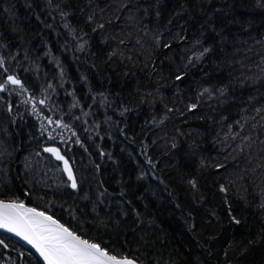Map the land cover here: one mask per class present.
<instances>
[{
    "label": "trees",
    "instance_id": "16d2710c",
    "mask_svg": "<svg viewBox=\"0 0 264 264\" xmlns=\"http://www.w3.org/2000/svg\"><path fill=\"white\" fill-rule=\"evenodd\" d=\"M90 1L0 0V56L9 69L7 73L0 69V82L15 73L27 89L0 92V142L5 150L0 162L4 195L0 197L19 198L46 210L66 226L80 230L85 238L122 255L143 254L145 264H264V211L256 208L264 201V190L251 191V171L242 168L240 160L250 158L238 154L221 159V152L209 139L225 143L222 153H233L240 139L248 140L260 117L261 132L256 131L254 143L262 156L254 158L264 159V111L256 113V109H264V92L257 93L262 88L240 80L237 75L243 72L239 66L226 64L230 57L240 59L244 73L263 68L253 48L260 46L264 52V10L253 8L251 3L257 4V0H160L157 6L158 0L128 2L125 9L138 8L144 2L150 9L147 13L132 9L134 21L125 28L152 31L156 38L149 45L153 55L146 54L144 61L138 57L136 69L131 70L110 62L116 50L135 46L114 34L123 27L124 12L114 18L109 14V20L97 8L110 13L111 0ZM65 22L70 28L64 27ZM101 24L102 32L97 27ZM172 32L175 40H160L162 33L168 36ZM84 41L87 43L79 50ZM192 43L201 48L184 50ZM205 48L209 51L186 64L188 68L176 64L178 56ZM165 55L174 59V65L160 59ZM127 57H132L130 52ZM177 76L182 78L177 80ZM165 83L191 89L179 94L177 106L183 113L171 119L173 124L167 120L155 127L152 115L137 104L136 90L149 93ZM205 88L211 93L216 88L226 91L231 101L225 98L217 103L211 98L201 102L195 96ZM242 89L246 90L240 95L237 90ZM167 91L162 90L164 95ZM241 96H251V105L245 106L246 99L237 100ZM45 97L46 102L40 104ZM77 101L78 106L72 107ZM191 104L197 107L190 110ZM154 110L155 117L163 111ZM49 116L68 124L71 131L49 125ZM177 122L193 133L169 138L173 156L170 168L164 171L166 156L154 150L149 138L159 128L169 134L171 130L165 127ZM217 126L224 128L217 132ZM197 131L200 142L193 136ZM49 133L57 136L54 146L66 153L79 191L71 189L60 163L43 152V147L54 144ZM77 139L83 146L75 143ZM188 149L194 150L193 156ZM213 156L217 161H212ZM263 174L264 169L256 170L253 178ZM0 238L9 245L0 246V264H42L15 239L4 234Z\"/></svg>",
    "mask_w": 264,
    "mask_h": 264
},
{
    "label": "snow or ice",
    "instance_id": "6c2138e0",
    "mask_svg": "<svg viewBox=\"0 0 264 264\" xmlns=\"http://www.w3.org/2000/svg\"><path fill=\"white\" fill-rule=\"evenodd\" d=\"M48 3L51 4L52 0H48ZM257 4L260 7H264V3H262L261 0H257ZM29 7H31V5H29ZM61 15L66 16L67 13H61ZM157 15H159V13H157ZM36 19H40L39 15L36 16ZM89 20H91V17H89ZM45 26L49 28L51 27V25ZM64 27L70 28L67 22H65ZM97 27L103 28V25L101 24ZM70 31L74 32L75 30L70 29ZM93 31H95V29H93ZM86 43L87 41L81 43L79 45V50H83ZM0 47H3V45H0ZM165 47H169V45H165ZM208 51L209 49L205 48L203 52L193 53V56L188 58L189 63L192 62L193 58L197 60L201 59ZM5 64L6 61L4 57L0 56V69L3 70V73L9 72V69L5 67ZM3 73H0V76H2ZM61 75H63V69H61ZM181 78V76L176 77L177 80H180ZM8 85L15 87L8 89ZM48 87L52 88L53 86L49 84ZM17 90H19V92L27 91L21 79L18 78L15 73L7 75L6 80L0 82V92ZM209 91L210 90L207 88L204 89L205 93H208ZM222 91L223 90H221V92ZM47 99L48 97H45L40 100L39 103L44 104ZM24 102L27 103L28 101ZM77 106L78 101L72 105V107ZM196 107V104L189 105L190 110L195 109ZM9 111H11V107L9 108ZM33 111L36 112L35 104H33ZM169 111H172V109H169ZM262 111H264V109H256L257 114H260ZM84 115H88V113H84ZM77 119H79V117ZM250 119H255V117H251ZM261 119H264V117H261ZM47 121L49 125L55 124L57 128L68 129L71 131L69 125L62 123L61 120L53 121L49 116L47 117ZM237 123H240V121H237ZM241 127H243L242 124ZM41 128H44L43 124L41 125ZM229 130L231 131V125L229 126ZM72 135L75 136L76 133L72 132ZM235 138L236 136L234 135L232 139ZM49 139L52 140L54 144L53 146L43 147V152L50 154L56 161H61L63 163L62 171L67 175L68 181L71 182L69 186L73 191H79L80 184L77 181L69 160L65 158L66 153L62 154L60 148L54 146L57 136L49 133ZM225 139L227 140L228 137L225 136ZM60 140L65 143L67 142L62 135L60 136ZM75 143L81 144V141L77 139ZM81 146L83 145L81 144ZM7 154L10 155V153ZM4 155L5 150L3 149L2 142H0V162H2ZM37 155H39V153H37ZM100 155L103 157L105 153L101 152ZM28 167L29 165L26 164L25 168L27 169ZM98 169L99 166H97V170ZM190 183L194 188L196 187L194 181H190ZM220 190L222 192L226 191L223 186H221ZM105 194L106 190L100 195L103 196ZM0 195H4L2 190H0ZM25 195H27V193H25ZM121 195H123V193H121ZM84 199L87 200L88 196L85 195ZM262 207H264V205H262ZM139 215V213H136L138 219ZM233 220L235 223H239L235 217H233ZM149 223L151 224L152 222L149 221ZM0 230L15 236L27 245H30L31 248L39 254L43 264H145L143 254L133 257L121 255L119 252H115L106 246H102L100 242L85 238L80 230L66 226L64 223L60 222L59 219L54 218L53 215H49L46 210H39L37 207L26 206L22 200H19V198H9L7 200L0 199ZM0 246L3 248L9 247L4 238H0ZM21 255L23 256L24 253H21ZM162 264H168V262L163 261Z\"/></svg>",
    "mask_w": 264,
    "mask_h": 264
},
{
    "label": "rangeland",
    "instance_id": "374dc122",
    "mask_svg": "<svg viewBox=\"0 0 264 264\" xmlns=\"http://www.w3.org/2000/svg\"><path fill=\"white\" fill-rule=\"evenodd\" d=\"M91 1H93V0H91ZM135 1H137V0H130V1L129 0H117L115 2L113 0H111L109 2V4H112L113 9L108 14L105 13L106 9H104V7L97 8L98 10H101L102 13L104 12V14L106 15V17L109 18V20H110V15H113V18H114L115 16L118 15L117 13H119L121 10H122V12H124L125 15L122 18L123 19L122 20L123 21V23H122L123 27H121L120 30H115L114 34L116 35L117 38L119 37L122 40H128V42H131L129 44H134L135 46L134 47H130V48L124 50V51L122 49L116 50L117 53L114 55V60H110V62L113 61V63H120V66L123 65L125 68H127V69L130 68L131 70L136 69L135 67H136V62H137V58L138 57H143L142 59L144 61V59H146L145 58L146 54L147 55L150 54V56L153 55L154 50L151 49V47L149 45L151 44L150 42L152 40H156L155 35H154V33L152 31L143 32L142 30H139L140 28H137L136 30L133 31L131 29H126L125 28V26L127 24H132V21H134V18H133L134 15H132L133 14L132 13V9H134V11H136V9L140 8V10L144 11L145 13H147L149 11V9H150V6H147L146 2H144L143 5H139L138 8H136V7L132 8L131 7L130 9L127 8L128 10L124 8L125 5L128 2H135ZM244 1H245V3H248L247 0H244ZM207 2L209 3L210 0H208ZM159 3H160V0L157 1L156 6ZM251 4L253 5V8L255 10H257V11L259 10V8L264 10V7L263 8L260 7L254 1ZM154 7H155V5H154ZM109 20L106 19V22H108ZM152 30H155V29H152ZM100 31L101 32L103 31L102 28L100 29ZM165 37H166V39H165ZM105 38L110 39V36H107ZM176 38H177V36L173 32L170 35L168 34V36H166V35H164V33H162V35L160 37V40L165 39V41H168V40L173 41ZM221 43L222 42H219V44H221ZM180 44H182V43H180ZM183 48H185V47H183ZM197 48H201L200 44L192 43V44H190V46L187 45V47L184 50L188 51V50H193V49H197ZM255 48H253L254 51H255V54L258 55L257 56L258 61L260 63H262L263 68H261V69L257 68V70H255V71L252 70V71H250V73H244L245 69L243 68V66H241V64H240L241 61H239L240 59H231V60H229L230 57H227V58L225 57V58H226V61H227L226 64L228 66L232 67V65H237V67L239 66V68H241L240 69V71H241L240 73H242V72L243 73L237 75L240 78V80H243L244 83L248 82V84H247L248 86H254L257 89L258 88H262V89H258V91H257V93H261V91L264 92V82H263L264 81V77H262V76H264V52H262V49H261L260 46L255 47ZM219 49H221V47ZM129 52L131 53L132 57H127V55H129ZM123 53H124V55H123ZM190 56H193V54H190L187 57L178 56L176 64H179V65H182V66L184 65L186 68H188L186 64L191 65L190 63H188L189 62L188 58ZM160 59L162 61H165L166 63H170V64L173 63V65H174V61H173L174 59H172V57H169V56L165 55V56L160 57ZM113 66H114V64H113ZM115 68H116V65H115ZM32 70H34V69H32ZM126 75H128V73ZM174 85L175 84L165 83L164 85H160L159 88L155 87V88L151 89V91H149V93H146V92L140 93L138 90H136L138 92V94H139L138 95V99H137V102H138L137 104L142 107V111H144V112L147 111V113H150L152 115L151 117L153 119V122L157 123V124H155L156 125L155 127L163 126V123H166L167 120L173 119L175 115H176V117H178L179 115H181L183 113L182 109H180V107L177 106L178 105L179 94L181 96L184 95V93H187V91L190 90L191 87H189L186 84L187 86L184 89H181L180 87H175ZM166 88L168 90L167 91L168 94L164 95L162 90L164 91V90H166ZM256 88H254V89L256 90ZM218 90L219 89L216 88L212 93L211 92L205 93L204 91L203 92H199L198 94H196L195 98L198 99L199 101L203 100L201 102H205V100H209L211 98H212L211 100H215L217 103H220L225 98H226V101L227 100L231 101V99L227 97L226 91H222L221 92V90H219V91ZM243 90H246V89L237 90V91L240 94V92H242ZM255 90H253V91H255ZM254 94H253V96H254ZM251 98H252L251 96H247L245 98L243 96H241L237 100H239L240 102H244L243 100L246 99V101H248V103H246L245 106H247L248 104L252 103ZM182 103L185 104L184 101H182ZM169 105L172 106V111H169V108H168ZM154 109L163 110V111L159 114V116L155 117V115H153L155 113ZM246 110H248V108L243 109L242 113L245 114ZM193 118H196V117H193ZM173 121H174V119H173ZM173 121H172V124H173ZM257 121H256L255 126L253 127V131H252L250 137H248V140L245 139V138L244 139L243 138L240 139L239 143L237 142L238 146L234 147L235 151H233V153L232 152H229V153H226V154L222 153V150H223V147H224L223 145L225 143L220 142L217 138H209L211 142L215 143V148H218V151L221 152V155H219L221 159L223 158V156L225 158H227V156H236L238 154H240L239 156H247L248 158H250L248 160L245 159V158H241L240 160H241V167L243 168L244 166H247L248 171L249 170L251 171L250 174L252 175V177H248V178H252L251 179L252 184H250V187L252 188V190H251L252 192H259L260 190L261 191L264 190L260 186V182L262 181V179H263L262 177H264V174H263V176L261 175L262 177L260 176L257 179L253 178V176H255V174H256V170H259V169L263 170L264 169V159L262 157H258V159L255 160V158H254V156H262V155H260L258 153L259 149L257 147L255 148V146H256L255 143L257 144L256 131L258 133L261 132L259 130L261 128V126L259 124L260 117H259V120H257ZM260 123H261V121H260ZM172 124L170 123L169 125H167L165 127V129L167 128V130L168 129L171 130L169 134L166 133L165 130H162L161 128H159L158 133H156V135L153 133L154 135H152L149 138L151 140V142H152V146L154 147V150H159L164 156H166V160L162 161V169L164 171L170 168L169 161L171 160V156H173L172 151H171L172 150L171 148H173L171 146L173 144L170 143V139L169 138L174 136V135H177V136H180V137L182 135H186V137H189L187 135H191V133H193V132H191V130H189L187 128L181 129L182 127H180L181 125H179L180 122L175 123L177 125H172ZM223 128H224V126L223 127L217 126V130L216 131L217 132H219V131L221 132L223 130ZM196 133L197 134L195 135V132H194V135H193L194 139H196V141H199V139L196 138V137H197V135L200 134V132L197 131ZM187 151L188 152L191 151L190 153H188L189 156H191V155L193 156L194 155V153H193L194 150L188 149ZM220 158H219V160H220ZM214 160L217 161V159L213 156L212 157V161H214ZM222 163H225V162H222ZM246 163H248V164H246ZM60 167H61V170H62V166H60ZM63 174L66 177L64 172H63ZM246 174H247V172H246ZM224 177H225V175H224ZM66 179H67V177H66ZM69 183H70V181H69ZM147 186L149 188V184H147ZM6 199H9V198H6ZM12 199H16V198H12ZM262 199H264V196H263ZM25 204H27V203H25ZM27 205H29V204H27ZM262 205H264V201H262L260 204H257L256 208L257 209H261ZM29 206H32V205H29ZM33 207H35V206H33ZM262 208L263 209L261 211H264V207H262ZM39 210H41V209H39ZM60 222H62V221H60ZM31 253H33V251H31ZM33 254L36 256L35 253H33ZM39 260H40V258H39Z\"/></svg>",
    "mask_w": 264,
    "mask_h": 264
},
{
    "label": "water",
    "instance_id": "95a60500",
    "mask_svg": "<svg viewBox=\"0 0 264 264\" xmlns=\"http://www.w3.org/2000/svg\"><path fill=\"white\" fill-rule=\"evenodd\" d=\"M47 154H48V153H47ZM49 155H50V154H49ZM53 158H54V157H53ZM54 159H55V158H54ZM58 162L61 163L62 168H63V163H62L61 161H58ZM65 175H66V174H65ZM66 177H67V175H66ZM70 183H71V182H70ZM0 199H5V200H7L6 198H3V197H0ZM25 205L27 206V204H25ZM0 234H4V235H7V236H9V237L15 239V240H16L17 242H19L22 246H24L25 248L29 249L30 251H33V252L36 254L35 250L32 249L30 245H27V244L24 243L23 241L19 240V238L15 237V236H13V235H11V234H9V233H6V232H4L3 230H0ZM37 255H38V257H39V254H38V253H37ZM39 258H40V257H39ZM40 260L42 261L41 258H40ZM42 263H43V261H42Z\"/></svg>",
    "mask_w": 264,
    "mask_h": 264
},
{
    "label": "bare ground",
    "instance_id": "6f19581e",
    "mask_svg": "<svg viewBox=\"0 0 264 264\" xmlns=\"http://www.w3.org/2000/svg\"><path fill=\"white\" fill-rule=\"evenodd\" d=\"M50 157H51V155H50ZM54 161H56L53 157H51ZM56 162H58V161H56ZM60 163V162H59ZM61 164V163H60ZM60 166H62V165H60ZM69 185H70V183H69ZM28 207H33V206H29V205H27ZM39 209V208H38ZM34 253V252H33ZM122 255V254H121ZM36 256L38 257V255H37V253H36Z\"/></svg>",
    "mask_w": 264,
    "mask_h": 264
}]
</instances>
